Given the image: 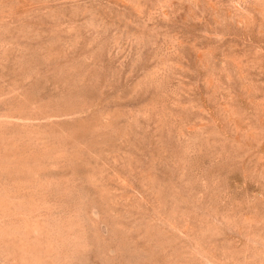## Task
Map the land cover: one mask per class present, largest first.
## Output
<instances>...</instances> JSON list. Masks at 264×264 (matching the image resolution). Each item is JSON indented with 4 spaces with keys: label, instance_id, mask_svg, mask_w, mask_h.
<instances>
[{
    "label": "rangeland",
    "instance_id": "374dc122",
    "mask_svg": "<svg viewBox=\"0 0 264 264\" xmlns=\"http://www.w3.org/2000/svg\"><path fill=\"white\" fill-rule=\"evenodd\" d=\"M0 264H264V0H0Z\"/></svg>",
    "mask_w": 264,
    "mask_h": 264
}]
</instances>
